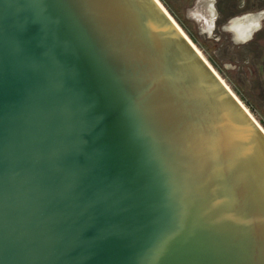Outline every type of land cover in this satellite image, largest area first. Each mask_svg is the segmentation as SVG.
<instances>
[{
  "label": "water",
  "instance_id": "1",
  "mask_svg": "<svg viewBox=\"0 0 264 264\" xmlns=\"http://www.w3.org/2000/svg\"><path fill=\"white\" fill-rule=\"evenodd\" d=\"M0 264H264V132L157 0H0Z\"/></svg>",
  "mask_w": 264,
  "mask_h": 264
},
{
  "label": "rangeland",
  "instance_id": "2",
  "mask_svg": "<svg viewBox=\"0 0 264 264\" xmlns=\"http://www.w3.org/2000/svg\"><path fill=\"white\" fill-rule=\"evenodd\" d=\"M158 1L264 129V20L261 31L248 43L239 45L225 29L229 22L224 18L226 9H233V0L224 1L222 15H216L210 28L203 17H199V14L207 16V0ZM235 1L244 3L243 11L264 12V0Z\"/></svg>",
  "mask_w": 264,
  "mask_h": 264
},
{
  "label": "crops",
  "instance_id": "3",
  "mask_svg": "<svg viewBox=\"0 0 264 264\" xmlns=\"http://www.w3.org/2000/svg\"><path fill=\"white\" fill-rule=\"evenodd\" d=\"M224 1L229 0H216L215 2L213 0L206 1L208 3L207 16L199 14V17H203L209 28L213 24V20L216 15H222L221 6L223 7L222 4L224 3ZM242 3L233 0V9L229 11V9L227 8L225 14L226 16L224 17L225 19H227L226 21H229L225 27L226 31H228L232 35L234 42L239 45L245 44L251 40L253 33H255L260 28V21L264 17V14H258V12L250 13L247 12L248 10L246 9L243 11L245 7H242L240 5Z\"/></svg>",
  "mask_w": 264,
  "mask_h": 264
},
{
  "label": "bare ground",
  "instance_id": "4",
  "mask_svg": "<svg viewBox=\"0 0 264 264\" xmlns=\"http://www.w3.org/2000/svg\"><path fill=\"white\" fill-rule=\"evenodd\" d=\"M158 1V0H157ZM210 2V1H209ZM158 3H159V1H158ZM160 4V3H159ZM161 5V4H160ZM161 7H162V5H161ZM163 8V7H162ZM164 9V8H163ZM165 10V9H164ZM165 12H166V10H165ZM167 13V12H166ZM168 14V13H167ZM169 15V14H168ZM170 17V16H169ZM171 18V17H170ZM172 19V18H171ZM173 20V19H172ZM173 22H174V20H173ZM175 23V22H174ZM176 24V23H175ZM234 24H235V22H234ZM177 25V24H176ZM177 27L179 28V26L177 25ZM180 29V28H179ZM181 30V29H180ZM181 32H182V30H181ZM183 33V32H182ZM184 34V33H183ZM185 35V34H184ZM185 37L187 38V36L185 35ZM188 39V38H187ZM189 40V39H188ZM189 42L193 45V47L196 49V51L199 53V55L205 60V62L211 67V65L207 62V60L204 58V56L201 54V52L194 46V44L189 40ZM211 69L215 72V74L221 79V81L225 84V86L230 90V88L226 85V83L222 80V78L216 73V71L211 67ZM231 91V90H230ZM231 93H233L232 91H231ZM234 95V94H233ZM235 96V95H234ZM236 97V96H235ZM236 99L240 102V100L236 97ZM241 103V102H240ZM241 105L245 108V110L249 113V115L253 118V116L250 114V112L247 110V108L241 103ZM253 120L258 124V122L253 118ZM259 125V124H258ZM259 127H261L260 125H259ZM261 129L263 130V132H264V129L261 127Z\"/></svg>",
  "mask_w": 264,
  "mask_h": 264
},
{
  "label": "flooded vegetation",
  "instance_id": "5",
  "mask_svg": "<svg viewBox=\"0 0 264 264\" xmlns=\"http://www.w3.org/2000/svg\"><path fill=\"white\" fill-rule=\"evenodd\" d=\"M242 7H245L244 3H243V6H242ZM258 14H264V12L261 11V12H258ZM263 20H264V17L261 19L260 24H261V22H262ZM261 29H262V27L260 26V28H259L255 33H253L252 36H254L256 33L260 32ZM251 40H252V38H251ZM247 43H248V42H247Z\"/></svg>",
  "mask_w": 264,
  "mask_h": 264
}]
</instances>
